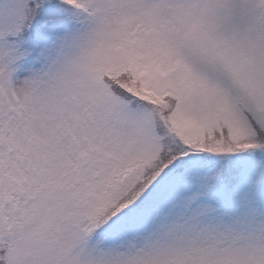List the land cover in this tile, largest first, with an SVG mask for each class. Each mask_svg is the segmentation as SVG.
Segmentation results:
<instances>
[{
	"label": "snow or ice",
	"instance_id": "snow-or-ice-1",
	"mask_svg": "<svg viewBox=\"0 0 264 264\" xmlns=\"http://www.w3.org/2000/svg\"><path fill=\"white\" fill-rule=\"evenodd\" d=\"M0 264H264V0H0Z\"/></svg>",
	"mask_w": 264,
	"mask_h": 264
}]
</instances>
